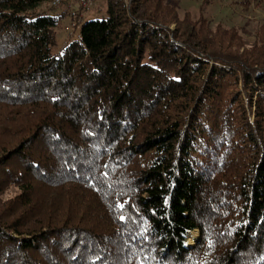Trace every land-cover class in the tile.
I'll list each match as a JSON object with an SVG mask.
<instances>
[{
    "label": "trees",
    "instance_id": "1",
    "mask_svg": "<svg viewBox=\"0 0 264 264\" xmlns=\"http://www.w3.org/2000/svg\"><path fill=\"white\" fill-rule=\"evenodd\" d=\"M52 1L0 0V264H264V20L106 0L55 53Z\"/></svg>",
    "mask_w": 264,
    "mask_h": 264
},
{
    "label": "rangeland",
    "instance_id": "2",
    "mask_svg": "<svg viewBox=\"0 0 264 264\" xmlns=\"http://www.w3.org/2000/svg\"><path fill=\"white\" fill-rule=\"evenodd\" d=\"M90 1L86 9L72 0L56 8L52 3L44 6L50 15L60 18L57 44L53 49L55 53L60 52L71 39L79 37L84 23L104 17L106 0ZM169 2L177 7L181 17L188 12L197 17L203 12L213 27L222 24L226 27L239 28L248 45L255 43V30L264 20V0H169ZM76 19H80L79 24ZM188 241L190 243V239Z\"/></svg>",
    "mask_w": 264,
    "mask_h": 264
},
{
    "label": "built area",
    "instance_id": "3",
    "mask_svg": "<svg viewBox=\"0 0 264 264\" xmlns=\"http://www.w3.org/2000/svg\"><path fill=\"white\" fill-rule=\"evenodd\" d=\"M66 1L69 0H57V5L53 6V7H60L63 3H65ZM73 2H78L81 6L83 7H89L90 4V0H72Z\"/></svg>",
    "mask_w": 264,
    "mask_h": 264
},
{
    "label": "bare ground",
    "instance_id": "4",
    "mask_svg": "<svg viewBox=\"0 0 264 264\" xmlns=\"http://www.w3.org/2000/svg\"><path fill=\"white\" fill-rule=\"evenodd\" d=\"M52 5L53 6L57 5V0H53L52 1ZM198 238H199L198 231H192V232H190L189 233V239H190V243L189 244L194 245Z\"/></svg>",
    "mask_w": 264,
    "mask_h": 264
}]
</instances>
